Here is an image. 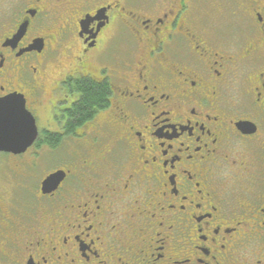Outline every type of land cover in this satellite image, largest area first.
<instances>
[{
  "label": "flooded vegetation",
  "instance_id": "af4514ba",
  "mask_svg": "<svg viewBox=\"0 0 264 264\" xmlns=\"http://www.w3.org/2000/svg\"><path fill=\"white\" fill-rule=\"evenodd\" d=\"M0 57L37 129L0 150V264H264V0H0Z\"/></svg>",
  "mask_w": 264,
  "mask_h": 264
},
{
  "label": "water",
  "instance_id": "95a60500",
  "mask_svg": "<svg viewBox=\"0 0 264 264\" xmlns=\"http://www.w3.org/2000/svg\"><path fill=\"white\" fill-rule=\"evenodd\" d=\"M24 110L28 113L30 123L28 121L22 122L17 111L13 108H6L0 116V150L23 151L34 140L37 132L34 119L25 107ZM243 124L250 123L247 121ZM63 174L62 171H56L48 175L42 181V192L53 189L61 180Z\"/></svg>",
  "mask_w": 264,
  "mask_h": 264
},
{
  "label": "rangeland",
  "instance_id": "374dc122",
  "mask_svg": "<svg viewBox=\"0 0 264 264\" xmlns=\"http://www.w3.org/2000/svg\"><path fill=\"white\" fill-rule=\"evenodd\" d=\"M162 1V0H161ZM216 1V0H214ZM196 6V11L201 14L204 17L205 23L213 28H223L225 31L224 33H229V35L234 34V32L227 30V24L226 21L230 18L231 23L235 22L237 25H240L241 23L244 22L245 19H240L241 21H239V19L237 20L236 18H234L233 16H230L228 13L229 12H225V8L224 6L220 5V4H215V3H204V2H199V3H195ZM61 52L60 49L57 51V53ZM113 54L118 55L119 53V48H115L113 49ZM68 57H70V54L68 55ZM68 61H70L69 59H64L63 61H61L63 64H66ZM61 63V64H62ZM62 66V65H61ZM49 71V70H48ZM51 71V70H50ZM59 69L57 67L52 68V72H58ZM48 161H52L50 158H46V160H42L39 165L37 166V169L35 171V180H31V185L33 187L36 186V184H39V181L43 178V172H44V168L47 166ZM36 182V184H35Z\"/></svg>",
  "mask_w": 264,
  "mask_h": 264
},
{
  "label": "trees",
  "instance_id": "16d2710c",
  "mask_svg": "<svg viewBox=\"0 0 264 264\" xmlns=\"http://www.w3.org/2000/svg\"><path fill=\"white\" fill-rule=\"evenodd\" d=\"M86 81V82H83ZM81 80L77 84V89L80 92V99L69 110V121L67 129L70 130L73 125L87 119L93 114V108L101 106L104 103L106 88L104 85H96L88 80Z\"/></svg>",
  "mask_w": 264,
  "mask_h": 264
},
{
  "label": "snow or ice",
  "instance_id": "6c2138e0",
  "mask_svg": "<svg viewBox=\"0 0 264 264\" xmlns=\"http://www.w3.org/2000/svg\"><path fill=\"white\" fill-rule=\"evenodd\" d=\"M4 63L3 58L0 57V66ZM87 74H85L86 77ZM86 82V81H83ZM6 108H13L17 111L21 121H30L28 120V113L24 110L23 101L20 99L17 100V97L8 95L4 92V86L0 84V116H2L4 110ZM111 114H105L103 119L108 121L110 119Z\"/></svg>",
  "mask_w": 264,
  "mask_h": 264
}]
</instances>
